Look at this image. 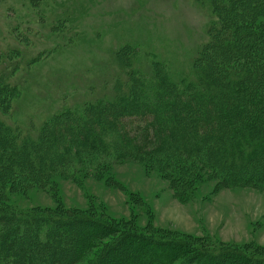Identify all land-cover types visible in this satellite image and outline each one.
<instances>
[{
  "label": "rangeland",
  "instance_id": "rangeland-1",
  "mask_svg": "<svg viewBox=\"0 0 264 264\" xmlns=\"http://www.w3.org/2000/svg\"><path fill=\"white\" fill-rule=\"evenodd\" d=\"M239 15L236 23L244 28H237L257 33L261 41L227 68L233 69L234 78L264 76V5ZM215 19L202 0H34V5L29 0H0V54L11 57L7 64L18 65L19 72L7 83L21 94L8 114L0 110V121L24 132L33 130L35 136L60 111L109 99L115 82H124L129 71L118 63L122 57L116 60L119 51L133 53L127 63L132 71L148 76L159 64L178 86L191 81L209 56L200 51L210 40L209 28L220 25ZM9 72L3 71L5 78ZM253 115L249 111V117ZM259 135L264 138V133ZM257 153L248 158L255 175L260 172L254 165L264 164V152ZM9 181L2 180L0 208L55 213L72 222L86 217L110 225L107 239L98 245L94 241L75 264L92 263L97 249L104 247L115 245L119 252L116 244L125 233L149 241H184L190 252L264 256V183H225L196 165L169 168L107 156L70 163L33 183ZM73 224L60 233L67 237ZM88 226L80 223L82 230ZM112 258L103 263L112 264Z\"/></svg>",
  "mask_w": 264,
  "mask_h": 264
},
{
  "label": "trees",
  "instance_id": "trees-1",
  "mask_svg": "<svg viewBox=\"0 0 264 264\" xmlns=\"http://www.w3.org/2000/svg\"><path fill=\"white\" fill-rule=\"evenodd\" d=\"M29 1L34 5V0ZM202 1L220 25L208 30L210 40L200 53L209 56L205 64L201 59L204 65L198 75L196 72L191 81L183 80L178 86L164 74L163 65L155 64L148 76L130 70L127 63L133 53L119 51L116 60L122 57L117 62L129 71L124 82H115L109 99L64 109L35 136L33 130L24 132L18 125L0 121V191L3 179L12 185L33 183L54 169L94 156L155 162L169 168L196 165L225 183L263 184L264 164L254 165L260 172L255 175L248 158L258 157V150L264 152V147L259 148L264 141L259 135L264 133V76L256 73L245 80L234 78L233 69L227 66L246 57L255 41H261L257 33L238 29L244 26L236 20L244 9L264 5V0ZM10 58L0 54V110L5 114L21 96L19 89L7 83L19 72L18 65L7 64ZM7 70L5 78L3 71ZM63 217L0 208V264H75L94 241L102 244L112 230L109 224L91 223L86 217L75 222ZM72 223L67 237L60 233ZM80 223L89 228L82 230ZM130 235L119 238V252L112 244L113 248L97 249L90 264H104L113 256L112 264H264V256L200 249L190 252L184 241H149ZM65 240L68 250L63 247Z\"/></svg>",
  "mask_w": 264,
  "mask_h": 264
}]
</instances>
